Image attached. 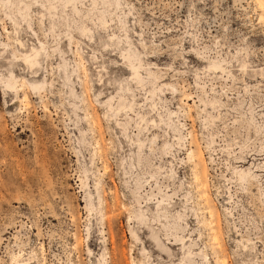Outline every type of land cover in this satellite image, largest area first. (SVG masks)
<instances>
[{"label": "rangeland", "instance_id": "rangeland-1", "mask_svg": "<svg viewBox=\"0 0 264 264\" xmlns=\"http://www.w3.org/2000/svg\"><path fill=\"white\" fill-rule=\"evenodd\" d=\"M262 16L0 0V264H264Z\"/></svg>", "mask_w": 264, "mask_h": 264}, {"label": "bare ground", "instance_id": "bare-ground-1", "mask_svg": "<svg viewBox=\"0 0 264 264\" xmlns=\"http://www.w3.org/2000/svg\"><path fill=\"white\" fill-rule=\"evenodd\" d=\"M257 1V3H258V5H259V7L261 8V9H263L264 10V2L262 1V0H256ZM263 18H264V16H262ZM24 56V55H23ZM26 59H27V57H25ZM135 70V69H134ZM137 74H138V71L136 72ZM11 76V75H10ZM17 79V78H16ZM15 80V79H14ZM2 81V80H1ZM16 82V81H15ZM18 82H19V80H18ZM2 85H3V87L4 86H6V87H8V88H15L14 89V91L16 90V88L18 87H16L15 86V84H14V82H12L11 80H7V81H4V84H1V87H2ZM31 85H33V84H31ZM34 86H36V84H34ZM33 86V87H34ZM20 87V86H19ZM36 87H38V86H36ZM21 88V87H20ZM18 91V90H17ZM26 96L24 95V98H25ZM173 112V111H172ZM191 155V154H190ZM199 177V176H198ZM197 177V178H198Z\"/></svg>", "mask_w": 264, "mask_h": 264}]
</instances>
